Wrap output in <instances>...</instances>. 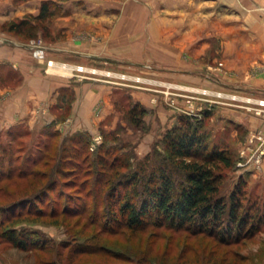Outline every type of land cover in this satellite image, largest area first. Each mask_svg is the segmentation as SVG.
Instances as JSON below:
<instances>
[{
	"label": "rangeland",
	"instance_id": "374dc122",
	"mask_svg": "<svg viewBox=\"0 0 264 264\" xmlns=\"http://www.w3.org/2000/svg\"><path fill=\"white\" fill-rule=\"evenodd\" d=\"M158 1H161L160 11L154 12ZM128 3L146 8L148 13L144 17L150 22L160 21L164 10L167 20L189 24L192 19L188 11L189 0H0V204H10L27 194L23 179H17L15 173L8 178L2 174H7L5 172L9 168L17 167V162L22 163L28 155L33 156L37 140L47 125L60 130L62 136L82 131L88 136L91 150L106 140L115 148L109 150L105 160L107 158L110 162L115 156L118 161L129 159L132 167L144 161V169L148 171L160 159L157 153L163 150L165 131L178 122L181 114L190 115L196 120L203 119L202 129L211 142L227 147L233 156L232 166L222 170L221 192L224 193L230 191L241 178H245L241 168L244 160L249 158L259 163L264 150H258V145L264 143V138L259 133L250 134L251 131L250 135L245 136L248 129L240 117L244 111L264 115V95L260 96L251 87L225 86L211 71L208 74L204 71L200 77L202 81L209 82L208 85L191 86L189 79L193 67L190 66L192 62L186 59L189 56V28L139 30V33H146L143 41L150 42L149 48L152 50L155 48L154 43L167 40L168 37L171 42L178 41L182 45L184 60L181 62L152 59L157 53L151 49L148 52L151 59L135 57L133 60H124L103 54L100 48H95L101 41L105 46L111 39L125 40L120 37V34H125V28L116 27V23L122 22L121 7ZM43 4L46 6L44 16L37 17ZM110 6H114V9L110 10ZM13 22L18 23L19 32L9 29ZM105 28L107 31L104 35ZM169 32H175L176 35H169ZM81 42L89 43L90 48L82 52L76 49ZM14 48L24 50L43 75L51 70L64 74L63 77L70 76L66 85L57 88L56 95L55 90H52L55 96L50 94L49 97L53 102L49 97L40 98V95L32 98L37 99L35 112L28 110L25 119L20 121H17V105L14 107L9 102L15 98L17 100V86L23 79L21 71L17 69V53H12ZM36 48L43 50L42 56L36 55ZM203 63L210 65L209 70L221 66L220 61L207 60ZM204 68L207 69L206 65ZM177 75H181V78ZM82 80L105 81L119 86L113 97L115 109L108 118L96 123L92 131H71V127L62 124L71 114L75 85ZM133 89L155 92L157 95L154 100H159L165 108L167 122L162 123L158 108L148 107L136 100ZM26 102L28 106L34 104L31 100ZM134 103L139 104L137 115H141V107L145 109L140 125L130 120L129 108ZM145 134L150 135L149 150L141 153L139 143ZM148 152L150 158L146 160L144 155ZM87 165L81 162L76 175L69 173L65 176L74 179L73 183L65 184V178L57 176L54 190L45 192L42 197L45 202L58 198L62 206L67 203L64 201L67 195V205L72 204L78 210H84L87 206L91 208L88 219L74 222L77 215L65 216L64 219L61 216L57 220L39 213L24 214L14 226L34 232L39 237L36 243L43 246L25 250L0 238V264H210L198 251L192 252L189 247L182 252V245L177 246V234L170 230H165L164 234L160 232L161 229L154 227L134 233L129 230H117L112 234L101 231L99 220L104 218L103 206L106 202V188H103L102 180L109 175V169L101 175L99 166H94L93 174L86 175L84 170ZM120 170L128 171L125 168ZM96 173L100 174L99 181L96 180ZM251 175L246 178L249 187L255 189L250 194L254 196V192L260 191L259 197H264V185L260 178L255 179ZM82 184L84 186L79 190L81 195L78 197L76 187ZM24 204L21 208L26 210L28 205L26 202ZM29 206L36 209L39 205L33 203ZM75 208L73 210H77ZM16 211L17 207L2 210L0 219ZM95 216L98 217V223L92 222L96 220ZM8 226H12L10 221H6L0 230ZM102 245L104 250H99ZM228 247L231 253L224 264H264V227L244 243ZM232 252L237 257H232Z\"/></svg>",
	"mask_w": 264,
	"mask_h": 264
},
{
	"label": "trees",
	"instance_id": "16d2710c",
	"mask_svg": "<svg viewBox=\"0 0 264 264\" xmlns=\"http://www.w3.org/2000/svg\"><path fill=\"white\" fill-rule=\"evenodd\" d=\"M45 10L43 4L37 17L44 16ZM18 26L17 22H13L9 29L19 32ZM138 106L134 103L129 108L130 120L136 125H140L145 111L141 107V115H137ZM203 122V119L196 120L181 114L178 122L165 131L163 150L157 153L160 159L148 171L144 169V161L132 167L129 159L118 161L115 156L110 162L107 158L105 160L109 150L115 148L106 140L91 150L88 136L82 131L62 136L53 125L45 126L33 156L28 155L29 158L23 159L22 163L17 162V167L9 168L5 172L7 174H2L8 178L15 173L17 179H23L27 194L10 204H0V213L17 207L16 212L3 215L0 219V227L6 221L12 223V226L0 230V238L25 250L41 248L43 245L36 243L39 237L34 232L14 226L24 214L39 213L57 220L61 216L64 219L65 216L77 215L74 222L88 219L91 208L87 206L78 210L72 204L67 205V195L64 200L67 203L62 206L58 198L45 202L42 197L45 192L54 190L57 176L76 175L79 163L86 162V175L93 174L94 166H99L101 175L109 169V175L102 180L103 188H106V202L103 206L104 218L99 220L101 231L112 234L117 230H129L134 233L154 227L164 234L165 230H170L177 234V246L182 245V252L189 247L192 252L198 251L204 256L205 262L224 264L230 252L228 246L242 244L262 231L264 197L261 196L263 199L260 202L259 193L262 192H254V196L250 194L255 189L249 187L246 178L237 181L227 193L221 192L222 170L232 166L233 156L227 147L211 142L202 129ZM144 157L149 160L150 152ZM122 168L128 171L122 172ZM96 174L99 181L100 174ZM73 181L64 179L65 184ZM83 186L76 187L78 197ZM24 202L28 205L26 210L21 208ZM33 203L39 206L32 209L29 205ZM94 218L96 220L92 222L98 223V217ZM99 247V250H104L103 245ZM231 256L237 257V254L232 252Z\"/></svg>",
	"mask_w": 264,
	"mask_h": 264
},
{
	"label": "crops",
	"instance_id": "0c3cea01",
	"mask_svg": "<svg viewBox=\"0 0 264 264\" xmlns=\"http://www.w3.org/2000/svg\"><path fill=\"white\" fill-rule=\"evenodd\" d=\"M160 4L161 1H158L157 10L154 12L160 11ZM189 5L188 11L192 19L189 24H186L188 22L167 20L165 10L163 11L164 15L160 17V21L150 22L146 19L147 17H144L148 13L146 8L129 3L125 4L121 7L122 22L116 23V27L125 28V34H120V37L125 38V40L111 39L105 46L104 42L101 41L100 44L95 45V48H100L99 50L103 51V54H111L124 60H133L135 57L151 59V57H148V52L151 49L149 48L150 42L143 41L146 33L143 31L139 33V30L189 28V56L186 59L188 58L192 62L190 66L193 67L189 79L191 86L198 87L199 84L204 83L208 85L209 82L202 81L200 77L203 73L208 74L211 71L220 78L221 83L225 86L238 85L240 87L242 85L244 88L251 87L256 89L261 94L260 96H263L264 0H189ZM169 6H171L170 3ZM111 9H114V6H110ZM135 13H137L136 16ZM104 30L103 34L105 35L107 29ZM168 34L176 35L175 32H169ZM82 44L85 45L82 46ZM77 47L75 48L81 52L87 51L86 48L89 49L90 44L81 42L77 44ZM154 47L151 50L153 53H157V56L152 59L179 62L184 60L182 45L178 41L171 42L169 37L167 40L164 39L161 42L154 43ZM13 50L14 55L17 53V69L21 71L23 79L17 86V100L15 101V98L13 102L11 100L9 102L14 107L17 105V121H20L22 118L25 119L28 110L35 112L37 99L32 98H37L40 95V98L48 99L50 94L55 96L58 92L57 88L66 85L70 76L63 77L64 74L51 70L43 75L40 68L34 65V60L24 50L21 48H14ZM207 60L220 61L221 66L209 70L210 65L203 63ZM178 77L181 78V75ZM179 82L181 81L179 80ZM79 83L75 85V99L72 103L71 114L69 118L67 117L66 122L61 124L71 127V131L78 129L92 131L96 123L98 124L100 120L108 118L114 112L113 97L119 86L97 80H82ZM52 90H55V95H53ZM132 93L135 99L141 103L148 107L158 108L157 111L163 118H161L162 123L167 122L165 108L159 100H154V96L157 95L155 92L133 89ZM51 96L49 99L53 102ZM29 100L34 103L33 106L27 105L26 101ZM55 100L57 101V98ZM50 115H52L51 112ZM240 118L248 129L245 136L251 131L250 134L259 133L264 138L263 114L244 111L241 113ZM149 141V134H145L141 138L139 143L141 153H146L149 150ZM258 150H264V143L258 145ZM241 168L244 171L243 176L245 178L248 179L253 174L255 179L260 178V182L264 185V154L261 156L259 163L249 158L244 160Z\"/></svg>",
	"mask_w": 264,
	"mask_h": 264
},
{
	"label": "built area",
	"instance_id": "2783aa9c",
	"mask_svg": "<svg viewBox=\"0 0 264 264\" xmlns=\"http://www.w3.org/2000/svg\"><path fill=\"white\" fill-rule=\"evenodd\" d=\"M34 52L36 53L37 56H42L43 54V50L41 48H36Z\"/></svg>",
	"mask_w": 264,
	"mask_h": 264
},
{
	"label": "bare ground",
	"instance_id": "6f19581e",
	"mask_svg": "<svg viewBox=\"0 0 264 264\" xmlns=\"http://www.w3.org/2000/svg\"><path fill=\"white\" fill-rule=\"evenodd\" d=\"M52 63H53V62H52ZM52 63H51V64H52ZM52 65H53V64H52ZM51 67H52V66H51Z\"/></svg>",
	"mask_w": 264,
	"mask_h": 264
}]
</instances>
